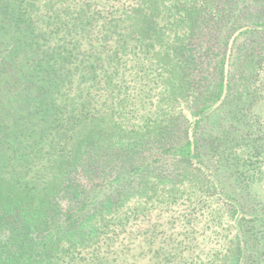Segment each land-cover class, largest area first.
<instances>
[{"label":"trees","instance_id":"obj_1","mask_svg":"<svg viewBox=\"0 0 264 264\" xmlns=\"http://www.w3.org/2000/svg\"><path fill=\"white\" fill-rule=\"evenodd\" d=\"M0 264H264V0H0Z\"/></svg>","mask_w":264,"mask_h":264}]
</instances>
